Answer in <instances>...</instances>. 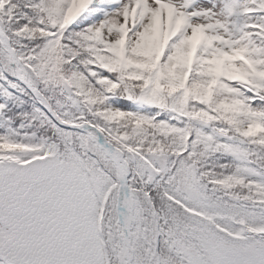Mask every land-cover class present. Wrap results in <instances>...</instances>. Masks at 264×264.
Masks as SVG:
<instances>
[{
  "label": "snow or ice",
  "instance_id": "1",
  "mask_svg": "<svg viewBox=\"0 0 264 264\" xmlns=\"http://www.w3.org/2000/svg\"><path fill=\"white\" fill-rule=\"evenodd\" d=\"M0 264H264V0H0Z\"/></svg>",
  "mask_w": 264,
  "mask_h": 264
}]
</instances>
